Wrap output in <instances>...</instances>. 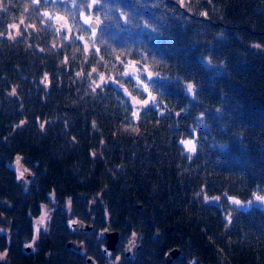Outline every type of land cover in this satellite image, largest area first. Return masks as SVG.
Masks as SVG:
<instances>
[{
    "label": "trees",
    "instance_id": "obj_1",
    "mask_svg": "<svg viewBox=\"0 0 264 264\" xmlns=\"http://www.w3.org/2000/svg\"><path fill=\"white\" fill-rule=\"evenodd\" d=\"M256 192L264 0H0V264H264Z\"/></svg>",
    "mask_w": 264,
    "mask_h": 264
},
{
    "label": "rangeland",
    "instance_id": "obj_2",
    "mask_svg": "<svg viewBox=\"0 0 264 264\" xmlns=\"http://www.w3.org/2000/svg\"><path fill=\"white\" fill-rule=\"evenodd\" d=\"M90 18V17H89ZM88 18V19H89ZM58 21H61V18H58ZM137 69V68H136ZM191 82H187V87L189 88L191 86ZM184 144L187 147L193 146V142L191 140H187L184 142ZM13 166L17 169L18 174L22 176V178L25 176L27 173V168L23 165L22 161L19 159L16 160V162L13 164ZM207 201L213 202L217 201L219 199V195H214V196H206L205 197ZM230 200L238 207L243 208V209H248L252 206H260L261 208L264 209V193H254L250 198L243 200L239 199L235 196L230 197ZM50 210L51 207L43 203L41 207V213L34 218V229H35V238H37L39 232L41 230H46L47 229V223L50 218ZM3 230L0 227V231ZM106 233V232H105ZM136 245V242L131 238L129 239L127 248L132 250ZM6 252L0 250V259H6Z\"/></svg>",
    "mask_w": 264,
    "mask_h": 264
},
{
    "label": "water",
    "instance_id": "obj_3",
    "mask_svg": "<svg viewBox=\"0 0 264 264\" xmlns=\"http://www.w3.org/2000/svg\"><path fill=\"white\" fill-rule=\"evenodd\" d=\"M90 24L92 27L96 28L98 26V21L96 20V17L93 16V18L90 21ZM181 114V113H180ZM107 241H106V247L105 250H114L117 247V244L119 242L120 233L118 230H108L106 232ZM30 247L28 248V250ZM180 253V250L178 248H173L170 250L169 253L166 255L167 264H170L172 259L174 257H177Z\"/></svg>",
    "mask_w": 264,
    "mask_h": 264
}]
</instances>
